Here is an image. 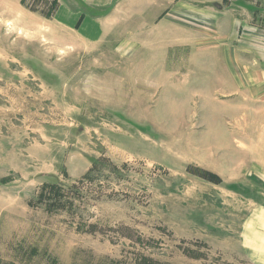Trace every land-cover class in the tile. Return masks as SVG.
<instances>
[{
    "label": "rangeland",
    "instance_id": "1",
    "mask_svg": "<svg viewBox=\"0 0 264 264\" xmlns=\"http://www.w3.org/2000/svg\"><path fill=\"white\" fill-rule=\"evenodd\" d=\"M173 4L185 31L94 47L55 0H0V264H258L240 234L264 207V64L240 33L264 0Z\"/></svg>",
    "mask_w": 264,
    "mask_h": 264
},
{
    "label": "crops",
    "instance_id": "2",
    "mask_svg": "<svg viewBox=\"0 0 264 264\" xmlns=\"http://www.w3.org/2000/svg\"><path fill=\"white\" fill-rule=\"evenodd\" d=\"M56 7L52 14L55 25L63 27L71 32H75L76 36L84 43L93 45L94 47L103 43L111 33L122 32L126 25L134 23V33L138 34L140 30L145 31L147 26H152L156 33H174L177 31H185L181 26V18L178 14L175 16L174 0H55ZM182 1V0H181ZM89 6L88 9H83L77 6V3ZM112 5L109 12L104 11ZM181 5V4H179ZM26 9V7H25ZM27 10V9H26ZM103 11V12H99ZM215 26H223L227 19L225 14L219 7H214ZM237 19V18H236ZM230 28L232 34L229 40V47L237 49L239 36L245 34V38L240 43H245L248 48L253 45L254 52H259L261 49V58L255 56L248 57L246 64L260 65L264 64V30L259 31L256 27L245 26L244 30L239 35L238 27L240 24L235 18L230 17ZM186 22V21H184ZM187 23V22H186ZM177 25V26H176ZM137 29H136V28ZM222 28V27H218ZM118 30V31H117ZM135 38V37H133ZM134 46H138L133 41ZM232 53V50H231ZM237 54V53H236ZM241 54V53H240ZM251 56V55H250ZM231 65L234 64L231 60ZM237 64V62L235 63ZM238 73L231 72V78L238 79ZM0 207V232L6 226L3 222ZM0 233V242L3 237ZM241 243L249 256V258L258 263L264 264V207H259L254 210L243 222L241 228Z\"/></svg>",
    "mask_w": 264,
    "mask_h": 264
}]
</instances>
